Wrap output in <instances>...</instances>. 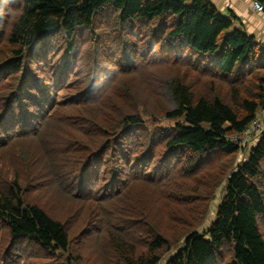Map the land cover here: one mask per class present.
<instances>
[{"label":"trees","instance_id":"obj_1","mask_svg":"<svg viewBox=\"0 0 264 264\" xmlns=\"http://www.w3.org/2000/svg\"><path fill=\"white\" fill-rule=\"evenodd\" d=\"M162 259L264 264V46L210 0H0V264Z\"/></svg>","mask_w":264,"mask_h":264},{"label":"rangeland","instance_id":"obj_2","mask_svg":"<svg viewBox=\"0 0 264 264\" xmlns=\"http://www.w3.org/2000/svg\"><path fill=\"white\" fill-rule=\"evenodd\" d=\"M109 44H110V46H112L114 44V42L113 41H109ZM112 50L113 49L110 48L109 52H111ZM86 51H88V50H86ZM113 51H115V50H113ZM106 54H107V52L105 51V47L103 46L101 48V55L104 58V56L106 57ZM99 55H100V51H99ZM52 57L57 58V57L54 56V53H53ZM108 59H109V56L106 58V60H108ZM153 73H154L155 77L158 75L154 71H153ZM144 78L147 79V77H144ZM143 82L146 83V81H144V79H143ZM131 87L134 88L137 91V96L140 99H146L147 98V92L149 90V87L147 85L143 84V85H141L139 87H135V86L131 85ZM257 119L259 121H261V123H262L263 111H260L257 114ZM145 120H146L145 122L148 125H155L156 123L161 124V125H164V124H167V123H172L171 120H167L164 117H157V118L145 117ZM252 134H253L252 136H248V138L246 137L248 139L247 143L244 142V139L242 140V143L239 142V135L236 136V137H231V139L236 142V144H237V146L239 148L238 151L235 154L233 165L237 164L238 162H241V161L245 160L247 158V156H248V153H249L250 149L255 145L257 139L259 138V134L260 133L254 131V132H252ZM225 182H226L225 180L221 181V183L213 191V196H212V198L209 200V202L207 204L205 217H204L203 221L201 222V224L197 228L198 231L201 232L213 220L214 215H215V208H216L217 204L219 203V201L221 200V198L223 196V192H224L223 189H224ZM177 247L172 249L169 252L168 255L170 256V254L175 252ZM164 260L165 259H162L160 264H163Z\"/></svg>","mask_w":264,"mask_h":264},{"label":"crops","instance_id":"obj_3","mask_svg":"<svg viewBox=\"0 0 264 264\" xmlns=\"http://www.w3.org/2000/svg\"><path fill=\"white\" fill-rule=\"evenodd\" d=\"M221 14L229 16L233 27L243 30L264 46V10L255 11L253 0H210Z\"/></svg>","mask_w":264,"mask_h":264},{"label":"built area","instance_id":"obj_4","mask_svg":"<svg viewBox=\"0 0 264 264\" xmlns=\"http://www.w3.org/2000/svg\"><path fill=\"white\" fill-rule=\"evenodd\" d=\"M252 7L255 11H263L264 7L263 5L257 1V0H253L252 2ZM263 124L261 123V121H259L257 119V117L251 122V124L249 125V127L241 133V135H239V142L242 143V140L244 139V142L247 143L248 142V136H252V132L256 131L258 133L261 132L263 126ZM247 137V138H246Z\"/></svg>","mask_w":264,"mask_h":264}]
</instances>
